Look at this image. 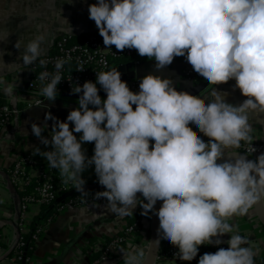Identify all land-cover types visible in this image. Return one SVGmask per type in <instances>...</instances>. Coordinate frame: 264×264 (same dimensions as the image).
Segmentation results:
<instances>
[{"label": "clouds", "instance_id": "9594fccd", "mask_svg": "<svg viewBox=\"0 0 264 264\" xmlns=\"http://www.w3.org/2000/svg\"><path fill=\"white\" fill-rule=\"evenodd\" d=\"M88 12L107 48H134L154 59L157 69L184 56L212 86L209 102L205 105L178 91L170 79L158 75H145L135 92L117 68L96 72L95 82L72 88L81 95L66 120L48 112L43 123H31V134L45 146H33V154L45 158L64 183L85 194L82 173L94 165L98 183L104 186L96 197L105 198L109 210L120 216L133 214L137 205L142 215L155 213L156 244L176 246L174 257L180 261L196 258L201 245L227 243V249L200 255L198 264H255V249L230 220L264 202V152L254 160L246 158L257 151L249 113L264 112V0H97ZM42 27L36 24L37 34L26 43L22 35L15 41L14 47L23 49V65H7L28 68L38 62L44 68L37 77L39 93L53 102L67 60L57 58L55 71L47 70ZM10 34L0 30V41ZM229 80L247 97L239 105L226 102L213 87ZM97 84L106 99L98 94ZM12 90L10 85L4 88ZM49 119L51 130L44 135ZM242 141L250 145L246 155L232 151ZM85 142H94L91 157L82 147ZM226 154L232 158L223 159ZM158 200L162 204L156 209ZM226 233L230 238L224 241ZM120 251L123 264H144L145 252L139 246L130 244Z\"/></svg>", "mask_w": 264, "mask_h": 264}, {"label": "crops", "instance_id": "0c3cea01", "mask_svg": "<svg viewBox=\"0 0 264 264\" xmlns=\"http://www.w3.org/2000/svg\"><path fill=\"white\" fill-rule=\"evenodd\" d=\"M97 0H0V30L10 32L8 39L0 41V93L7 102L24 97L27 81L31 70L21 68L23 65L20 53L23 49L14 47L20 35L25 43L37 34L36 24H43L40 29L45 39L42 41L44 54L51 51L54 41L63 34L74 36L86 35L99 31L95 21L89 18L88 6ZM10 14V15H9ZM7 17V18H5ZM156 61L147 56L138 55L133 59H123L112 63L110 69L117 68L121 79L127 84L131 79L144 77L148 74L168 78L178 91H186L205 105L209 102V90L212 87L207 82H194L182 75V68L186 65L183 58H174L170 65L157 69ZM109 69V70H110ZM12 86V92H2L3 84ZM235 82L218 84L213 87L221 93L223 99L233 105H239L247 97L239 89L233 88ZM99 95L106 99V92L97 84ZM227 93L226 95H224ZM77 93L58 94L55 101H48L46 106H32L23 109L19 115L12 117L8 123L0 127V264H17L13 260V249L17 240L15 219L18 216L19 193L8 182L6 170L8 166L22 153L33 150L39 145L42 150L45 146L31 134V123L44 122L46 113L51 112L59 120H66L70 110L78 107ZM19 104V103H18ZM90 107H92L90 105ZM135 109V108H134ZM53 121H47L44 135H49ZM251 136L264 134V112L252 111L249 113ZM70 123V127H71ZM79 137L80 133H74ZM82 147L89 157L94 154V142H85ZM58 174L59 170H58ZM84 179L90 183H98L94 165L82 173ZM61 178H63L60 175ZM50 212L47 211L46 217ZM252 207L247 214L235 216L230 223L235 225V230L242 236L248 237L256 251V256L264 257V227L258 225L253 217ZM127 215H117L109 210L107 201L78 207L70 211L55 213L51 221L46 222V228L39 242L33 245L30 251L29 264H88L90 261L89 247L96 246L102 241L103 236L112 237L120 233L127 222ZM148 227V225H146ZM247 228L252 230L246 231ZM255 235V232H258ZM141 241L135 243L145 250L148 242V230L143 232ZM230 234H224L221 239L226 241ZM211 246V244H210ZM229 247L227 243L215 245ZM212 247V246H211ZM120 255L110 256L101 264H117Z\"/></svg>", "mask_w": 264, "mask_h": 264}, {"label": "built area", "instance_id": "2783aa9c", "mask_svg": "<svg viewBox=\"0 0 264 264\" xmlns=\"http://www.w3.org/2000/svg\"><path fill=\"white\" fill-rule=\"evenodd\" d=\"M103 43V37L99 31H93L83 36L81 41H76V37L70 34L60 35L53 44L51 51L44 55L49 63L47 70L54 72V61L57 58H66L67 62L62 69L63 80L58 84V93H73L72 88L75 84L82 85L85 81H96V72L109 70L112 63L116 60L132 57L137 53L134 48H125L123 50L116 49L115 45L107 48ZM175 58H183L186 60V65L182 68V75L194 82L203 81L198 73L195 72L193 66L187 61L184 56H176ZM85 67L83 71L77 70L80 66ZM31 74L27 81L24 97L17 100L6 102L0 105V127L4 126L12 117H16L19 113L28 107L46 106L47 100L39 93L40 81L37 79L38 74L44 70L43 67L36 62L30 66ZM143 77L131 79L128 83L132 91H139V83ZM235 82L229 80L227 83ZM37 100L42 101L37 103ZM44 101V102H43ZM23 102L24 107H18V103ZM191 127V125L189 126ZM195 135L200 136L205 142L209 137L204 136L197 129L192 128ZM253 146L257 149L255 153H247L254 159L260 152H264V134L261 136H252ZM151 146V145H150ZM250 147L248 142L242 141L239 148L232 151L243 152ZM6 176L8 182L19 193L18 216L15 219L17 228V240L13 249V260L17 264H29L30 252H28L27 239L32 241L33 245L40 241L41 235L46 228V222L51 221L55 213L70 211L72 209L83 207L96 203L105 202V198L98 199L95 195L97 191H103L104 186L99 183H90L86 181L85 190L78 192L71 183H64L63 178L58 174V170L50 168L48 161L39 156L34 155L33 150L19 155L7 168ZM137 196L143 199L141 193ZM67 198V199H66ZM146 202V201H145ZM50 213L45 217L44 214ZM140 205L133 210V214L128 216L133 217V222L125 223L122 231L112 236L111 240L105 245L104 255L94 261H89L88 264H101L109 259L110 256L120 255L123 261V253L121 249H126L130 244H135L141 241L144 234H140L137 228L140 224L148 225L150 215L141 214ZM151 214V213H150ZM255 222L261 226L255 214L253 215ZM252 229L247 228L246 231ZM259 234L258 232L254 233ZM2 233L0 232V240ZM103 248V241L96 246L89 247L90 253ZM228 246L225 247L227 249ZM218 249L210 244L199 246L197 257L192 261L199 259L200 255L206 252H215ZM178 248L172 244L161 241L160 248L156 257V264H178L189 261H180L174 257V253ZM175 259V261H174ZM257 259L263 260L261 255L255 256V264H258ZM190 261V262H192ZM123 264V263H122Z\"/></svg>", "mask_w": 264, "mask_h": 264}, {"label": "water", "instance_id": "95a60500", "mask_svg": "<svg viewBox=\"0 0 264 264\" xmlns=\"http://www.w3.org/2000/svg\"><path fill=\"white\" fill-rule=\"evenodd\" d=\"M3 84V88H2V92L5 93L4 88L6 86V82H2ZM77 95H81L80 93H77ZM136 106L133 105V108H135ZM237 152L239 154L242 155H246V153L243 152H238V151H234ZM232 157H229L227 154L225 155V157H223V159H229ZM247 159H251L254 160V158L252 156H250L249 154L246 155ZM222 161H218V163H220ZM162 201H157L155 208L159 209V207L161 206ZM253 212L257 218V220L259 221V223L261 224L262 227H264V202H258L256 204H254L252 206ZM158 228H159V220H158V216L155 213H151L150 214V219L148 222V242H147V246L144 250L145 252V257H144V264H156V257L160 248V244H156V241L158 240ZM212 248H214L215 244H211Z\"/></svg>", "mask_w": 264, "mask_h": 264}, {"label": "trees", "instance_id": "16d2710c", "mask_svg": "<svg viewBox=\"0 0 264 264\" xmlns=\"http://www.w3.org/2000/svg\"><path fill=\"white\" fill-rule=\"evenodd\" d=\"M83 36H84V35H82V36H75V37H76V41H81V39H83ZM138 55H139V54H138V52H137L134 56H132V57H127V58H123V59H127V60H129V59H133V58L138 57ZM123 59H119V60H116V61H122ZM114 62H115V61H114ZM6 102H7L6 98L0 93V105H1V104H4V103H6ZM18 107L23 108V107H24V103H23V102H19ZM102 190H104V187L102 188ZM66 199H67V198H66ZM132 222H133V217L128 216V217H127V224H130V223H132ZM146 230H148V227H146V225H144V224H140L139 227L137 228V231H138L140 234H142V233L145 232ZM111 238H112V237L103 236V238H102V241H103V248L100 249V250H98V251L92 252V253L90 254V262H91V261H94V260H97V259L101 258V257L104 255L105 245L111 240ZM26 245H28V247H29L28 252H30V251L32 250V248H33V243H32V241H30V240L27 239V241H26ZM134 245H137V244H134ZM137 246L140 247V245H137ZM116 262H117V264H122V263H123L122 260H118V261H116ZM257 262H258V264H264V261H263V260H259V259H257ZM178 264H198V260H196V261H192V262H183V263H178Z\"/></svg>", "mask_w": 264, "mask_h": 264}]
</instances>
